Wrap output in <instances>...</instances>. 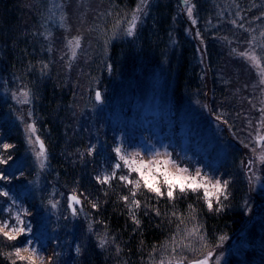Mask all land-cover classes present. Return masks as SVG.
<instances>
[{
	"label": "rangeland",
	"instance_id": "374dc122",
	"mask_svg": "<svg viewBox=\"0 0 264 264\" xmlns=\"http://www.w3.org/2000/svg\"><path fill=\"white\" fill-rule=\"evenodd\" d=\"M3 1H9L10 6L20 11L15 19L18 22L9 27L15 28L11 31L16 35L19 26V35L26 41L22 51L28 57L22 60L20 69L12 67L3 49L4 40L8 43L6 39L11 36L1 33L0 121L14 125L21 145L13 162L19 174L2 180L5 185L1 186V191L8 192L9 198L0 196V221L15 224L11 216L15 215L17 205L30 213L22 218L31 232L17 239L19 246L32 240V246L44 257L43 261L37 259V264L50 261L51 264H67L68 259L73 261L71 264H77L80 260L77 248L92 249V245L100 254L106 252V256L118 258L121 264H129L131 260L117 251L118 238L93 221L94 209L89 208L92 197L77 206L82 212L76 217L71 215L68 196L73 193V187L61 184L50 165L55 153L54 143L47 149L46 166L39 167L27 143L26 124H34L45 142L50 134L58 132V127H51L56 122L62 130L69 128L77 135L91 131L92 135L87 138H96L102 148L120 147L124 155L138 151L145 160L153 152H168L190 172L200 168L213 182H228L224 189L227 199L220 196L217 201L215 195L211 198L214 209L238 205L237 214L242 220L235 230L206 238V231L198 221L192 222L186 227L198 225L206 247L194 239L190 242L199 251L181 247L179 253H173L170 244L176 232L173 230L167 238L154 243L152 249L147 248L138 264H158L162 256L177 254L202 258L209 251L213 254L210 264H264V163L259 160L264 155V141L257 146L254 139L264 115L260 111L264 109V85L258 84L257 69L232 52L234 48L237 52L247 49L248 41L255 36L253 47L257 55L264 57V49L259 47L264 43V37L260 36L264 31V0H189L187 5L179 0L180 6L176 0H146L131 36L124 29L139 0L126 3L119 0H0ZM161 2L171 3L170 11L165 10L163 14L165 20L170 15L168 39L158 44L155 41V47L149 50L141 46V41L145 40L142 34L146 18ZM189 6L193 8L191 18L187 11ZM117 20L121 22L119 28L114 27ZM180 36L184 37L181 41ZM76 38L80 40L79 47L75 43L69 45L68 42ZM209 42L216 45L219 55L211 67L207 55ZM183 44L188 51V62L196 66L200 76L199 84L190 90L174 86L175 65ZM190 49H193L192 54ZM135 50L140 56H136ZM29 60L31 65H27ZM261 66L264 67V58ZM210 87L213 95L206 91ZM22 91L30 93L29 104H19L13 98V93L19 96ZM96 91L101 94L99 103L95 102ZM53 93H59V98L62 96L65 100L66 93L72 94L66 104L69 108L51 109L37 119L39 106L36 108L35 103L41 95L51 97ZM18 117H23V121ZM168 127L176 130V137L168 132L169 140L163 130ZM226 127L230 137L223 132ZM259 134H264V127L259 129ZM60 139L65 140L64 147L72 142L68 137ZM0 142L3 145V140ZM113 149H110V156L114 157L112 170L105 168L99 176L111 175L113 166L122 164ZM173 149H177L175 153ZM107 156L110 158L107 154L106 161ZM169 171L175 169L170 167ZM127 174V168L122 167L117 178L111 181L117 180L129 191L126 187L130 185L126 186L118 178ZM129 178L139 179L136 173H131ZM210 191L214 192L211 188ZM188 193L196 205L207 212L214 211L207 207L203 190ZM49 201L58 202L57 208L52 209ZM9 208L11 213L6 211ZM101 236L108 241L103 248L99 246ZM164 245H168L167 251Z\"/></svg>",
	"mask_w": 264,
	"mask_h": 264
},
{
	"label": "trees",
	"instance_id": "16d2710c",
	"mask_svg": "<svg viewBox=\"0 0 264 264\" xmlns=\"http://www.w3.org/2000/svg\"><path fill=\"white\" fill-rule=\"evenodd\" d=\"M120 1L126 3L128 0H119V2ZM7 2L9 1H3V3L0 2V39L1 33L3 32L6 37L11 36V38L6 39V41L9 40L8 43L4 40L6 45L3 48L4 54L9 58L12 67L15 65L20 69L22 66L21 62H23L22 60H28V57H25L22 51L23 47H25L24 42L26 41L23 39L22 35H19L21 33L18 30L19 26H17L16 35L11 31L15 28L9 27V25L12 26L18 22H16V20L18 19L20 11L16 6H10L12 3ZM176 2L180 6L181 2L179 0H176ZM3 4H7V7ZM170 4L171 3L161 2L159 5H155L152 13L146 18L145 31L142 34L145 40L141 41V46L143 48L151 50L155 47L156 43H164L167 41L170 15L168 14L167 19L165 20L163 14L165 13V10L167 12L170 11ZM161 6H163V8ZM5 19L8 22L13 21V23H8ZM183 38V36H180L179 41ZM163 48L164 47H162L161 50H163ZM207 49L208 65L211 67L213 62L219 58L217 52L218 49L216 45L211 42L208 43ZM192 50L193 49L189 50L190 54H192ZM135 53L136 56H140L139 51L135 50ZM2 56L3 53H1V57ZM187 58L188 51L185 50L183 44L182 50L179 53L178 61L175 65L174 86H182V88H188L190 90L194 85L199 84L200 76L198 74V69L195 68L196 66L191 65ZM30 61L31 60L27 62V65H31ZM32 65H35V63H32ZM212 77L215 78L214 76ZM210 89L206 88V91L213 95L212 93L214 90L211 87ZM59 90L60 87H58V91ZM62 91L63 89H61V92ZM58 94L53 93L51 97L50 95L48 97H46L47 95L44 97L43 95L40 96V100L35 103L36 108L37 105L39 106L37 109L39 110V114L37 115L38 112L34 111L35 115H37V119L43 117V113H48L51 109L56 110L59 107L63 111L69 108L66 104L68 98H70L72 94L69 96V94L66 93V97H68L67 100L62 96L60 99ZM45 98L46 100H44ZM43 100L44 102H42ZM2 109H4L3 106ZM174 113L173 110L172 115H174ZM0 120H2L1 113ZM46 123L49 124V122ZM13 126V124H7L6 121H0V140H3V144L14 145L13 148L8 149L7 151L0 147V159L7 160V163L0 164V176H4L5 179H13L20 172L15 166H13V162L17 157V152L21 145L20 138L15 135L16 131L13 129ZM53 126L58 127V132L50 134V137L45 138L46 140L44 139V143L46 149H50V143H52V145L54 143L56 157L54 153V157H51L52 160H50V165L54 169V174L61 179V184L68 185L71 188L73 187L72 191L75 190L81 199V202L86 203L88 197L93 198L91 199L92 202H96L98 205L92 212L93 218L95 217L93 221L98 222L99 226L106 229L110 235H114L118 238V248L121 251L122 256L131 257L129 264H134V262L138 264V259L143 257L148 249H152L154 243L158 242L160 239L167 238L171 235L173 230H176V225L179 222L173 218L172 214L174 211L185 217V225H182L181 227L188 226L192 222L198 221L197 223L202 226L203 231H206V238L216 236L217 233H230L235 230L241 222L242 216H238L237 214L239 211L237 210L238 205L236 203L225 205L223 209L219 211L214 210L212 212H207L204 208L199 207V204L196 205L194 200H190L192 198L190 193L177 199L178 202L174 201L175 203H172V201H169L166 196L158 198L154 193L146 190L142 186L136 196V199L141 204V207L136 209V216L140 221L139 226H137L130 218L127 205L121 200V196L129 195V191H126L125 188L122 187V184L117 180L111 181L110 184H108V187L107 185L99 184L96 181V176L102 174L103 169L107 168V171L112 170L111 167L113 165L112 161L114 160V157L113 154L110 156V149H113V147H109V149L102 148V146L99 145V142L96 141V138L88 139L87 137L92 135L91 131L85 135L82 133L81 135H77L71 132L69 128H64L62 130L59 123L54 122L51 127ZM47 127L49 128L50 124ZM227 129L228 127H226L223 132L226 133V136L230 137L231 135ZM163 130H165V133L167 134V140L170 138L168 132H171L173 136L176 137V130L173 128L168 127ZM63 136L64 138L68 137L72 140L67 147H64V143H66L65 140L62 141L60 139V137ZM0 145H2L1 142ZM189 147L194 149L192 144H190ZM89 148H92V155H88ZM175 150L177 149H173L172 152L175 153ZM107 154L110 158L107 156L106 161ZM188 165L191 166L190 164ZM4 185V181L0 180V191L2 189L1 186ZM130 187L131 186H128L126 188L129 190ZM81 193L83 194L82 196L80 195ZM83 203H81V205ZM189 206H191V208ZM89 208H92L91 204ZM193 209L195 210L194 213L192 212ZM155 210H159L161 215L157 216ZM1 212L2 205H0V214ZM190 215H194L195 220L190 219ZM0 246H2L0 247V252L12 251L14 246H19V243L17 240L8 242L0 236ZM78 248L80 251L78 252L77 257L80 255V260H78L77 264H121V261H118V258H114L112 255L106 256V252H101L100 254L99 251L94 250V245H92V249ZM68 261L67 264L73 262L71 259H68ZM0 264H9L8 259L2 254H0Z\"/></svg>",
	"mask_w": 264,
	"mask_h": 264
},
{
	"label": "snow or ice",
	"instance_id": "6c2138e0",
	"mask_svg": "<svg viewBox=\"0 0 264 264\" xmlns=\"http://www.w3.org/2000/svg\"><path fill=\"white\" fill-rule=\"evenodd\" d=\"M184 3L189 4V0H184ZM146 4V0H139L136 8L130 14V19L127 20V27L124 29L127 35L131 36L136 27V23L139 19L138 13L143 11V7ZM188 15L191 18L193 8L189 6ZM120 20H117L114 25L115 28L120 27ZM195 24V20L192 21ZM235 23V22H234ZM240 27L243 28L241 24ZM261 37H264V31L260 33ZM256 37L253 36L251 40L248 41L249 47L243 51L237 52L234 48L232 52L244 59L245 61L250 62V67L257 69V75L260 77L258 84L264 85V67L261 66V59L264 58L260 55L256 54L255 48L253 47V43ZM69 45L75 43L76 47H79L80 40L76 38L75 41H69ZM259 47L264 49V43L260 44ZM73 56H75V52H73ZM29 95L28 91L20 92L19 96L16 93H13V98L16 99L19 104H29ZM95 99L97 102L101 101V94L99 92L96 93ZM262 114H264V109H260ZM29 118H31V112L29 111ZM23 121V117H18ZM264 127V115L261 116L260 124L257 126V135L254 138L257 145H260L261 141H264V135L259 134V129ZM26 131L28 134L27 143L31 146L34 157L41 169H44L47 161V149L45 147L44 141L41 140L39 135L37 134V128L34 124L28 123L26 124ZM5 151L10 148H13L14 145L11 144H3L0 145ZM247 147V145H245ZM116 153V156L122 162V164H115L113 166V172L111 175H102L97 176L96 181L99 184H110V181L117 178L118 170L122 167L127 168V175H119V180L127 185H130L129 195L121 196V200L125 202L128 207L129 215L132 221L139 226L140 221L136 216V209L141 207L140 202L136 199L138 191L143 188L155 194L156 197L162 198L167 197L169 201H175L180 198V196L186 195L188 192L196 193L200 190H203L204 199L207 204L209 210H219L213 208L212 196L215 195L217 201L220 196H224L227 199V196L224 193V189L227 186V181L221 182L220 180L212 181V179L206 174L202 173L200 168H196L194 173L190 172L188 168L181 167L176 160H173L171 157V153L168 152H153L150 157L145 160L140 152H132L127 155L121 154V148L116 147L113 149ZM88 155H92V148H89ZM161 157H164L161 159ZM139 158V159H137ZM261 163H264V155L259 157ZM7 163V160L0 159V164ZM175 169V171H169V168ZM131 173H136L139 179H130ZM5 179L4 176H0V180ZM141 181L143 184L141 185ZM210 188L214 190V192L210 191ZM177 192L180 196H177ZM83 195L82 193L80 194ZM0 196L9 198V193L6 191H0ZM15 204V201H13ZM81 199L76 194L75 190L71 195L68 196V209L71 211V215L76 217L80 212H82V208H77V206L81 205ZM93 209H95L98 205L96 202H90ZM49 205L52 209L57 208L58 202L49 201ZM17 211L14 216H11V219L15 220V224H10L8 220L0 221V236L3 237L4 240L8 242L16 241L21 236H27L31 232V228L29 227L26 220L22 217L30 215L26 210H21L17 205ZM191 208V206H189ZM9 213L12 212V209H6ZM194 209L192 212L194 213ZM147 214V213H145ZM155 214L157 216L161 215L159 210H155ZM173 218L178 221L176 225V232L171 237L170 244L172 246L171 251L173 253H179L181 247L187 249L189 251H199L198 249H194L191 244V240H199L202 244V247H206L204 244V236L200 234V227L196 224H193L191 228H187L182 225H185V217L182 214H178L177 212H173ZM190 219L195 220L194 215L189 216ZM89 230L91 231V225L89 226ZM223 239V237H221ZM185 241H189V243H185ZM107 238L101 236L99 239V246L103 248L107 243ZM32 240L28 239L24 243L23 246H14L12 251H2V254L5 258L8 259L9 264H37V259L40 261L44 260V257L38 252V250L32 246ZM2 247V246H0ZM165 250L167 251L168 245H164ZM79 248H77V252H79ZM119 251V249H117ZM27 253V255H24ZM212 253L209 251L202 256V258L191 259L183 255H167L162 256L158 261V264H210V259L212 257ZM51 264V261L49 262ZM156 264V262H154Z\"/></svg>",
	"mask_w": 264,
	"mask_h": 264
},
{
	"label": "water",
	"instance_id": "95a60500",
	"mask_svg": "<svg viewBox=\"0 0 264 264\" xmlns=\"http://www.w3.org/2000/svg\"><path fill=\"white\" fill-rule=\"evenodd\" d=\"M97 92H99V91H96V92H95V95H96ZM95 102H96V103H99V102L96 101V99H95ZM263 135H264V134H263ZM260 143H261V142H260ZM257 146H258V145H257ZM70 212H71V211H70Z\"/></svg>",
	"mask_w": 264,
	"mask_h": 264
}]
</instances>
